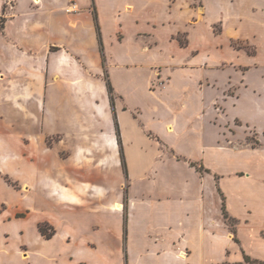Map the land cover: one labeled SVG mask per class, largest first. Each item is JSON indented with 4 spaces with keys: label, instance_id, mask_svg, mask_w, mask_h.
<instances>
[{
    "label": "crops",
    "instance_id": "0c3cea01",
    "mask_svg": "<svg viewBox=\"0 0 264 264\" xmlns=\"http://www.w3.org/2000/svg\"><path fill=\"white\" fill-rule=\"evenodd\" d=\"M5 8L0 184L9 188L12 175L24 195L44 186L52 207L63 206L25 211L27 219L41 213L32 225L41 244L56 241L70 205L94 213L93 228L114 233L109 249L123 264L264 261V250L249 246L264 245L256 210L264 200V0H0V16ZM245 104L256 117L240 115ZM208 120L214 133L205 145ZM251 135L256 145L241 144ZM185 136H196L195 154L182 157L174 175L170 162L182 159L170 151L183 156L177 141ZM210 153L216 163L206 160ZM147 200L158 210L148 219ZM224 207L238 221L233 231ZM16 213L0 214L4 228ZM43 223L55 228L51 238ZM67 230L66 247L105 244ZM3 234L0 251L9 256V228ZM32 246L12 251L27 264L40 254L42 264L77 258L37 255Z\"/></svg>",
    "mask_w": 264,
    "mask_h": 264
},
{
    "label": "rangeland",
    "instance_id": "374dc122",
    "mask_svg": "<svg viewBox=\"0 0 264 264\" xmlns=\"http://www.w3.org/2000/svg\"><path fill=\"white\" fill-rule=\"evenodd\" d=\"M25 1V0H23ZM24 3V2H23ZM246 108H248V112L245 115L243 113V111L238 108L237 111L239 113H241V116H245V117H256V115L254 114V112H251V107L250 105L245 104L244 105ZM233 114H230L229 116L231 117ZM236 115V114H235ZM237 116V115H236ZM260 120H257V124H260ZM203 127H204V135H203V141L205 142V145H207L208 142V138L211 136L212 133H214L213 128L211 127V124L208 121L203 122ZM212 130V131H211ZM196 136H185V137H179L178 141H177V146L178 149L180 150V152L183 154V156L181 154H176L174 151H170V154L172 156L173 159L178 158L179 160L182 159V157H189L191 155L195 154V148H196ZM48 140L50 142L54 141V138H48ZM257 137L255 135H251L249 137V139L246 142H242L241 144L244 145H256L257 144ZM249 142V143H248ZM1 157V154H0ZM217 155L210 153L209 155L206 156V160H211L213 162H217ZM182 162H186L185 158H183L181 161L175 163L173 161H171V168L173 170H171V172L174 175H178V172H176L174 170V168L176 169H180L179 165L182 164ZM196 166L199 168V170L204 171V169L206 168L205 165L203 164V162L201 161H196ZM181 163V164H180ZM18 166H20V168L18 166H16V168L21 172H23L24 174H30L31 170L24 164H17ZM217 166H220L219 164H216ZM183 166V164H182ZM185 174V171H184ZM30 176V175H28ZM9 178V182L11 184V186L8 188L4 185L0 184V209L3 210V213H0L1 215H11L14 211L17 210L16 215L14 216L12 219H8V221L5 223L6 227L4 228V223L3 221H0V246H3V240H2V236L3 231L6 230L7 228H9L10 230V235L8 236V248L11 250V254L9 256L5 255L4 253H2L0 251V264H27L29 261L22 258V257H18V255L16 254V252H13L12 250H15L16 247H20V245L25 244V243H29L33 248L36 249L35 253L38 255L37 252H44V253H50V254H57L63 257L66 256L69 253H73L74 256H76V259L70 260V263H64V264H79V260L78 257L81 258V260L83 258L86 259V261L88 262V264H123V260L122 257H115L114 256V252L115 250L113 249H109V237L110 235H112L115 238L114 233H109L107 230L105 229V227L103 226V229H95L93 228V225H95L97 222V217L95 216L94 213L89 212L88 210H86L85 208L82 207H70V205H67L65 207V209H67L68 211H65L62 215H60V220H59V236L57 237V239L55 238L53 243H51L50 245H44L41 244L39 239L35 236V230L32 229V225L34 224V220L37 217L41 216L40 214H33V216L30 217V219H27L26 213L25 211H29L32 208L38 209L40 212L46 211V212H50L53 209L55 210H60L63 208L62 207H52L53 202L51 200V198L48 196V192L46 191V189L44 188V186H40V190L36 193H32V194H26L22 192L23 190H20L21 188H19V184L13 179V176L8 175ZM127 185H129V183L127 182ZM15 188V189H14ZM18 188V190H16ZM37 189V188H36ZM22 194V195H21ZM208 196L211 197V193L208 192L207 193ZM263 201V205L258 204V207L256 206V210L260 213L263 214L264 216V200ZM253 204V202H252ZM146 214V218L148 219L151 216H156L158 215V210L154 207H152V204L150 203V200L146 201L145 204V209L144 211ZM62 213V212H61ZM1 217V216H0ZM102 223L105 225H109L110 221L108 219V217L102 216L101 218ZM223 222L227 224L228 228L230 227L231 230L233 231L237 226H238V221L235 220L232 217H229L228 219H223ZM3 225V227H2ZM114 225V224H113ZM26 228H28L29 232L28 234H25V230ZM67 228H70V234H74V237L76 238H80L82 240H84L86 237H90L92 239H96L99 241H104L103 243H105L104 245L102 244V242L100 243L99 247L95 248V247H89V248H84L82 246H84L83 244L80 243V245H76L74 244L73 241H71L70 245H68L66 247V241L65 239V235L68 232ZM24 230V233H22L21 231ZM143 235V231H137L135 236L139 237ZM68 238V237H67ZM23 239L26 240L25 243H23ZM116 240V239H115ZM56 242V243H55ZM249 246L252 247L253 250H260L261 252L264 250V245L263 243L260 241H252ZM113 247L115 248V244L113 245ZM42 255V257L40 256ZM38 255V262H35L34 264H42L43 263V257H45L46 255L44 254H40ZM236 256V254L234 255ZM37 258V256H36ZM118 258V259H117ZM57 262L55 261L54 264H56ZM58 263L61 264V260H58ZM141 264H160L158 262V259H154L152 257H145Z\"/></svg>",
    "mask_w": 264,
    "mask_h": 264
},
{
    "label": "trees",
    "instance_id": "16d2710c",
    "mask_svg": "<svg viewBox=\"0 0 264 264\" xmlns=\"http://www.w3.org/2000/svg\"><path fill=\"white\" fill-rule=\"evenodd\" d=\"M5 11H6V8L4 9V13L0 16V30H4L6 25H7L8 17L6 16ZM108 87H109L111 97L113 99L114 89H113V86H112L110 81H108ZM123 163H124V167H125V165H126L125 159H123ZM192 164L195 165L194 163H192ZM5 178L8 182L10 181L8 176H6ZM224 216L226 219H228L230 217L228 212L226 211L225 207H224ZM39 228H40V231L42 232V234L44 236H46L47 238H51L55 233V228L48 223L40 224ZM246 259L248 262H250V264H264V261L252 260L249 257H246Z\"/></svg>",
    "mask_w": 264,
    "mask_h": 264
}]
</instances>
